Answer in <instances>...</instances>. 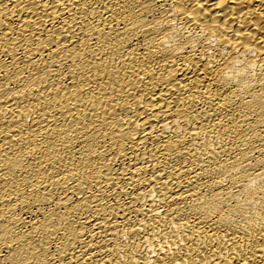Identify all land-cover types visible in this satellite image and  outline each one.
Segmentation results:
<instances>
[{
    "label": "bare ground",
    "instance_id": "1",
    "mask_svg": "<svg viewBox=\"0 0 264 264\" xmlns=\"http://www.w3.org/2000/svg\"><path fill=\"white\" fill-rule=\"evenodd\" d=\"M0 264H264V0H0Z\"/></svg>",
    "mask_w": 264,
    "mask_h": 264
}]
</instances>
